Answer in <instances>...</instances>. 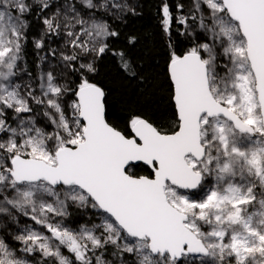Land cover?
Segmentation results:
<instances>
[{"label":"snow or ice","instance_id":"obj_1","mask_svg":"<svg viewBox=\"0 0 264 264\" xmlns=\"http://www.w3.org/2000/svg\"><path fill=\"white\" fill-rule=\"evenodd\" d=\"M140 7L0 0V264H264V0H159L162 64L114 46Z\"/></svg>","mask_w":264,"mask_h":264},{"label":"trees","instance_id":"obj_2","mask_svg":"<svg viewBox=\"0 0 264 264\" xmlns=\"http://www.w3.org/2000/svg\"><path fill=\"white\" fill-rule=\"evenodd\" d=\"M141 15L133 17L121 31L123 33L120 40L115 42V47L122 48L126 46V37L128 34H136L139 37V42L135 49L134 55H141L144 51L151 50L157 58V62L162 64L164 55V37L161 34L159 27V18L157 5L159 0H139ZM181 43H183L181 39ZM28 59L31 62L35 61V56L32 54L31 48L28 50ZM97 80L108 91V115L109 119L121 127L124 126L127 119V107L136 108L137 105L132 102L135 96L137 84L135 81H129L124 77L119 69L114 58L109 56L100 66V72ZM157 84H163V87H158L153 90L152 96L143 104L149 110L155 109V119L160 120L162 116H170L171 109L167 99V85L163 81V77L157 81ZM165 122V121H161ZM140 174H145L144 169H137Z\"/></svg>","mask_w":264,"mask_h":264}]
</instances>
